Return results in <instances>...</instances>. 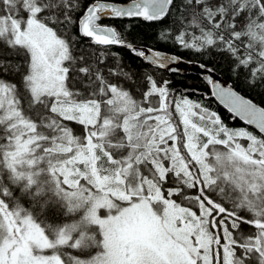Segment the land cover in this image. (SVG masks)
Returning <instances> with one entry per match:
<instances>
[{
  "label": "snow or ice",
  "instance_id": "obj_1",
  "mask_svg": "<svg viewBox=\"0 0 264 264\" xmlns=\"http://www.w3.org/2000/svg\"><path fill=\"white\" fill-rule=\"evenodd\" d=\"M121 19L264 87V0H0V264H264V106Z\"/></svg>",
  "mask_w": 264,
  "mask_h": 264
},
{
  "label": "trees",
  "instance_id": "obj_2",
  "mask_svg": "<svg viewBox=\"0 0 264 264\" xmlns=\"http://www.w3.org/2000/svg\"><path fill=\"white\" fill-rule=\"evenodd\" d=\"M109 23L116 24L118 26H130V36L135 38L139 43L153 46L155 49H163L171 53H175L185 58H190L204 62L208 67L214 68L216 72L220 73L224 78L231 81L236 89L242 92L247 97H250L257 103L264 106V87L250 88L242 79H236L230 72L229 64L223 59H209L208 57H201L193 55L182 50H177L175 47L168 44H161L156 42V33L161 27L157 23H148L142 20H112ZM124 56L133 67L139 69L144 66V62L136 57L131 56L125 49H115ZM158 75L163 76L166 79L173 81L174 87L179 90L190 89V97L193 100L201 101L207 105L212 111L217 112L222 120L230 128H243L247 127L250 131H256L250 126L246 125L239 118H233V114L230 113L222 104H220L214 97L211 96L210 86L206 80L199 75L195 74H177L158 72Z\"/></svg>",
  "mask_w": 264,
  "mask_h": 264
},
{
  "label": "water",
  "instance_id": "obj_3",
  "mask_svg": "<svg viewBox=\"0 0 264 264\" xmlns=\"http://www.w3.org/2000/svg\"><path fill=\"white\" fill-rule=\"evenodd\" d=\"M168 54L169 55H173V54H170V53H168ZM183 59H184L185 62L180 65L181 71L178 74H183V75H186V74H200V75H202L204 77H206L207 75H210L211 74V73L205 72L204 69L200 68L198 66L200 63L189 62V60H186L185 58H183ZM215 78L218 79V80H220L222 83H225L226 86L227 85L233 86L232 83H231V81L227 80L220 73H218L216 71H215ZM217 101L219 102V100H217ZM250 127H252L253 129H255L254 126H250Z\"/></svg>",
  "mask_w": 264,
  "mask_h": 264
},
{
  "label": "bare ground",
  "instance_id": "obj_4",
  "mask_svg": "<svg viewBox=\"0 0 264 264\" xmlns=\"http://www.w3.org/2000/svg\"><path fill=\"white\" fill-rule=\"evenodd\" d=\"M121 20H135V19H121ZM138 20V19H137ZM143 21V20H142ZM158 50H161V49H158ZM161 51H163V52H167V53H170V54H175V53H171V52H168V51H166V50H161ZM175 55H177V54H175ZM180 56V55H179ZM183 58H185V57H183ZM186 60H189V61H191V62H196V63H203V64H205L204 62H202V61H198V60H194V59H190V58H185ZM169 73H171V72H169ZM178 74V73H177ZM183 75V74H182ZM195 75H199V76H201L203 79H205V77L204 76H202V75H200V74H195ZM206 80V79H205ZM232 83V82H231ZM232 85H233V83H232ZM210 86V85H209ZM233 87H234V85H233ZM235 88V87H234ZM236 89V88H235ZM236 90H238V89H236ZM210 91H211V87H210ZM239 91V90H238ZM240 92V91H239ZM242 95H244L242 92H240ZM211 96H212V92H211ZM244 96H246V95H244ZM213 97V96H212ZM247 97V96H246ZM215 98V97H214ZM247 98H250V97H247ZM216 99V98H215ZM251 99V98H250ZM253 100V99H252ZM254 101V100H253ZM255 103H257L256 101H254ZM258 105H260V106H263V105H261V104H259V103H257Z\"/></svg>",
  "mask_w": 264,
  "mask_h": 264
}]
</instances>
